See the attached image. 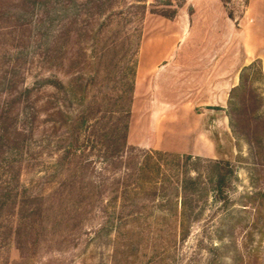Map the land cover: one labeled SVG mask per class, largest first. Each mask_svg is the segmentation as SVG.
Masks as SVG:
<instances>
[{
    "label": "rangeland",
    "instance_id": "rangeland-1",
    "mask_svg": "<svg viewBox=\"0 0 264 264\" xmlns=\"http://www.w3.org/2000/svg\"><path fill=\"white\" fill-rule=\"evenodd\" d=\"M140 20L130 145L150 135L164 142L162 124L170 129L179 114L188 117V55H243L246 42L257 53L250 63L259 61L264 73V0H0V264H264V79L255 69L246 72L232 113L236 154L213 158L234 165L228 206L211 196L206 158L186 153L163 157L165 174L156 180L165 189L130 197L149 205L152 220L181 202L184 176L200 175L198 220L185 240L153 224L116 234L119 220L100 202L49 198L60 180L53 162L68 141L60 108H76L66 86L88 82L91 60L112 42L125 41L112 69L130 59ZM52 79L65 90L50 86ZM160 109L163 115L150 116ZM37 195L44 204L34 216Z\"/></svg>",
    "mask_w": 264,
    "mask_h": 264
},
{
    "label": "trees",
    "instance_id": "trees-1",
    "mask_svg": "<svg viewBox=\"0 0 264 264\" xmlns=\"http://www.w3.org/2000/svg\"><path fill=\"white\" fill-rule=\"evenodd\" d=\"M221 1L227 5L231 0ZM142 6L146 8V4ZM152 12L169 19L175 14L156 10ZM228 15L235 19L233 13L229 12ZM142 19L144 17H141ZM141 20L137 26L130 59L120 60L112 69L115 51L119 46L124 45L125 41L112 42L104 48L99 57L95 56L91 60L90 64L94 69L89 74L88 82H82L76 78L66 86L59 80H50V86L55 88L65 90L66 86V93L76 108L72 112L63 111L60 108V112L66 116L65 138L68 141L53 162L52 167L58 172L60 180L51 190L52 192H49V198L60 196L61 199H69L74 197V194H78L81 200L91 199L92 202H100L103 210L112 209L117 216L119 223L112 227L116 229V234H121L128 227L136 230L137 223L142 225V229L144 225L153 224L157 231H163L166 228L177 240L183 241L190 235L193 224L198 220L197 217L192 216V212L195 209L193 197L202 193L204 189L201 187L200 175L187 174L184 176L180 186L181 202L170 207L166 204L167 213L156 216L152 220H149L150 218L145 215L144 211L149 205L145 202H137L136 199H130L132 195L138 197L140 193L147 191L156 196L157 191L165 189L164 186H157L156 180L165 174L164 169L167 164L163 162V157H182L180 154L155 148L130 145L128 141L138 54L142 40ZM103 65L106 66L104 70ZM252 69H255L258 77L261 76L264 79L259 61L247 64L241 69L239 83L230 91L226 110L232 133L236 127L232 116V113L237 110L235 100L244 86L246 72H251ZM101 77H103L102 82L99 83ZM260 98L264 106V96L261 95ZM259 141L262 142V139ZM95 153L99 156L100 164L92 158ZM188 158L192 159V155H187L186 159ZM203 161L209 166L207 175L211 184L212 198L222 203L223 207L228 206L231 197L227 189L232 185L228 176L234 175L233 162L213 158H206ZM89 170L95 172L96 175L87 176ZM68 187L70 190H67ZM37 196L34 199L36 202L34 205L37 204V208L33 209L34 216L42 214L44 204L39 199L43 195ZM31 197L26 188V199ZM43 222V220L40 222L41 227Z\"/></svg>",
    "mask_w": 264,
    "mask_h": 264
},
{
    "label": "crops",
    "instance_id": "crops-1",
    "mask_svg": "<svg viewBox=\"0 0 264 264\" xmlns=\"http://www.w3.org/2000/svg\"><path fill=\"white\" fill-rule=\"evenodd\" d=\"M239 38L240 34H237L236 39ZM243 49V55L238 52L232 57L209 53L201 54L199 58L188 55V117L179 114L174 124H168L170 129L166 128L167 124H162L164 128L159 130V136L165 138L164 142H158L156 136L150 135L148 138L141 136L136 144L205 158H225L230 153L233 158L236 150L226 113L228 99L231 89L239 83L241 68L257 57L246 42ZM151 112L153 118L164 114L162 109Z\"/></svg>",
    "mask_w": 264,
    "mask_h": 264
}]
</instances>
